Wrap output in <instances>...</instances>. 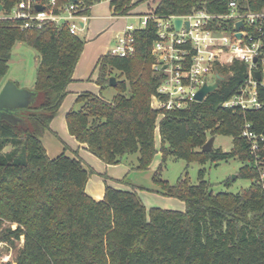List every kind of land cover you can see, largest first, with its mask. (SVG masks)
Segmentation results:
<instances>
[{
    "label": "trees",
    "instance_id": "1",
    "mask_svg": "<svg viewBox=\"0 0 264 264\" xmlns=\"http://www.w3.org/2000/svg\"><path fill=\"white\" fill-rule=\"evenodd\" d=\"M20 1L0 0V15ZM227 1L158 0L153 12L157 17L184 16L204 8L225 14ZM99 2L77 0L74 4L81 9L79 14L88 15ZM55 3L56 11L71 2ZM109 3L118 16L128 15L134 7L131 0ZM240 6L241 11L256 12L264 7V0H240ZM223 27L233 32L231 22ZM243 30L253 32L247 25ZM156 33L154 22L148 20L144 29L133 33L131 55L102 56L96 66L100 93H80L75 101L78 108L67 112L65 123L69 135L107 165L136 154V170L147 169L156 153L157 127L161 165L153 176L159 188L154 192L181 200L184 212L156 208L147 212L135 191L153 190L134 185L132 191L106 186L103 199L95 201L85 192L92 169L65 153L53 159L47 156L41 139L67 96L84 42L67 27L53 23L22 29L18 20L0 19V82L9 70L14 45L22 43L38 53L33 82L37 97L15 112L23 123L0 120V225L3 220L17 225L0 232V241L12 243L23 237L15 264H264V190L249 144L241 135L243 125L249 123L253 132L264 137V86L257 88L263 103L259 110L223 108L247 77L246 65L233 61L215 66L223 80L202 102L157 110L153 100L161 77L152 68L151 52ZM261 41L260 56L264 57V38ZM114 71L118 73L112 87L116 93L105 99L102 92ZM207 134L231 137L232 148L202 152ZM7 146L10 150L4 151ZM168 158L200 165L236 159L242 164L236 179H247L250 185L235 194L213 193L204 180V169L198 172L197 185H191L187 175L170 185L160 178ZM233 181L228 178L223 184L229 187Z\"/></svg>",
    "mask_w": 264,
    "mask_h": 264
},
{
    "label": "built area",
    "instance_id": "2",
    "mask_svg": "<svg viewBox=\"0 0 264 264\" xmlns=\"http://www.w3.org/2000/svg\"><path fill=\"white\" fill-rule=\"evenodd\" d=\"M226 4L225 14H212L199 8L184 16L157 17L153 11L137 16L138 25L126 24L108 53L119 57L131 55L134 52L133 33L144 29L147 21L152 20L157 30L151 48L154 56L152 68L161 77L153 107L165 111L184 108L195 102L194 96L203 84L215 82V66L239 61L247 67L246 80L222 107L243 112L259 110L263 103L259 101L257 88L264 86V57L260 56L264 38V7L251 12L240 10V0H228ZM55 5V0H21L7 14L0 15V19L18 20L22 29H38L49 22L58 28L67 27L70 34L77 35L80 23L87 19L79 14L81 9L71 2L55 11ZM36 6H42L43 10L37 11ZM133 16L122 17L129 19ZM177 19L181 20L179 30L174 24ZM239 21L243 25L239 30L240 38H236L235 24ZM229 22L233 32L224 29L227 26L223 27ZM245 25L253 32L243 30ZM254 58L257 59L255 63ZM256 71L261 73L260 81L255 78ZM241 135L249 144L258 182L264 190V137L253 132L249 123L243 125Z\"/></svg>",
    "mask_w": 264,
    "mask_h": 264
},
{
    "label": "rangeland",
    "instance_id": "3",
    "mask_svg": "<svg viewBox=\"0 0 264 264\" xmlns=\"http://www.w3.org/2000/svg\"><path fill=\"white\" fill-rule=\"evenodd\" d=\"M158 0H131V4H134L133 9H131L127 14L134 15L129 18L127 21L130 24L138 25L137 16L145 15L154 10ZM103 2H107L103 0ZM145 13V14H143ZM116 15L115 13H113ZM118 16V15H117ZM38 53L33 48L24 45L22 43H17L14 45L12 50L11 59L9 61V70L7 75L4 78V83L8 80L13 81L19 88H29L33 86L34 75L38 65L37 61ZM88 56L86 55L85 58ZM93 65L89 71V78H85L82 82L83 85L89 86L91 82L96 83L98 76V70ZM112 77H118L117 72L112 73ZM6 79V80H5ZM86 90H91V88H85ZM85 90V92H86ZM116 93L115 89L112 87H107L102 92V96L105 99H110ZM73 109H77L78 105L73 104ZM161 116L157 118V126L160 121ZM64 135V134H63ZM60 140L64 143L69 144L70 141L65 136H59ZM211 136L207 134V139ZM160 136L158 133V128L155 129L154 144L156 153L154 154L151 163L145 170H136L134 167L137 165V155H127L125 156L120 163H118L112 171V174L118 180H112V186L120 191H126L127 187L130 188L131 185L141 186L153 191H140L136 190V195L140 199L141 203L144 205L146 211L156 208L167 211H185V204L181 200L165 197L156 193L159 188L153 182L154 173L158 170L161 165V154L159 152ZM11 147L7 146L4 148V151L10 150ZM220 148L223 152H228L232 148V138L228 136L217 135L214 139L213 149ZM60 154H57L53 151H49L47 156L50 159L57 157ZM98 159V158H97ZM99 160V159H98ZM103 163L101 160H99ZM241 163L236 159H230L228 161H222L220 163H206L200 165L197 162H192L187 164L184 160H175L173 158H168L165 164L161 168L160 178L163 181H166L170 185H174L178 178L187 175L189 183L191 185L198 184V172L201 169L205 170L204 180H206L211 185V190L213 193L226 192V193H238L240 190L247 188L250 185V181L247 179H234L229 187H226L223 182L232 178L236 175L238 169L241 167ZM126 167V170L124 169ZM90 167H88L89 169ZM91 169V168H90ZM93 170V169H92ZM94 171V170H93ZM95 174V173H94ZM112 174L104 173L101 177L106 179ZM108 175V176H107ZM97 176V175H96ZM90 179L92 180V175L88 178L87 183ZM86 183V186H87ZM115 184V186H114ZM129 184V185H128ZM91 185V181L89 183ZM109 186V185H106ZM110 187V186H109ZM112 188V187H111ZM86 192V190H85ZM87 194V192H86ZM89 196V194H87ZM16 224L10 223L6 220H3L0 225V232L4 233L6 229L10 228L14 230ZM23 237L18 240H12V243L0 241V264L10 263L15 264L16 257L18 256L20 250L23 247Z\"/></svg>",
    "mask_w": 264,
    "mask_h": 264
},
{
    "label": "crops",
    "instance_id": "4",
    "mask_svg": "<svg viewBox=\"0 0 264 264\" xmlns=\"http://www.w3.org/2000/svg\"><path fill=\"white\" fill-rule=\"evenodd\" d=\"M85 16L87 19L80 23L81 27L77 31V36L84 42L83 51L75 66L72 82L67 86V96L58 114L50 124V131L41 139V142L46 153L49 151H53L57 154L65 153L68 157L80 159L85 169H88V167L93 169L95 174L92 175V180L90 179L91 185H89V181L85 190L93 200L100 201L104 197L106 185L114 188L112 186V180H118L115 175L110 172L115 169L116 165L101 163L94 155L87 151V146L85 144L77 142L74 137L69 135L65 123V116L67 112L73 108L77 96L85 92V88H91V90H86V92L95 95L100 93V87L95 82H91L89 86L83 85L82 82L85 78H89L88 75L91 73H89V71L92 66L94 65L96 67L99 59L108 54L109 50L114 45L116 36L120 34L125 25L128 24V18L114 15L108 1L96 3L90 8L89 14ZM86 55L88 56L87 58H85ZM3 84L4 82H0V90ZM26 89L33 90V86ZM61 135L65 136L70 143L67 144L60 140L59 136ZM124 169L126 170V167H124ZM107 172L112 175H107L108 177L106 179L101 177ZM126 191H132V189L127 187Z\"/></svg>",
    "mask_w": 264,
    "mask_h": 264
},
{
    "label": "water",
    "instance_id": "5",
    "mask_svg": "<svg viewBox=\"0 0 264 264\" xmlns=\"http://www.w3.org/2000/svg\"><path fill=\"white\" fill-rule=\"evenodd\" d=\"M76 1L77 0H70V2H76ZM36 10L42 11L43 7L36 6ZM174 24H175V29L179 30L181 25V20L180 19L175 20ZM242 25L243 23L241 21L235 24L236 38H240L241 36L239 30ZM256 61L257 59L254 58L253 62L255 63ZM254 75L258 81L261 80V73L259 71H256ZM222 80L223 78L217 74L216 80L213 84H203L194 96L195 102H202L209 93L214 92L217 89L219 83ZM108 85L109 87L116 86V80L114 77L109 78ZM36 97H37L36 91L28 90L26 88H19L13 81L10 80L6 81L0 90V120H4L12 125L22 124L23 123L22 119L17 115H15V112L17 110L26 109L34 102ZM214 139H215L214 136H211L209 139H207L205 144L202 146L201 151L202 152L212 151ZM235 178L236 175L232 176L231 179L234 180Z\"/></svg>",
    "mask_w": 264,
    "mask_h": 264
}]
</instances>
